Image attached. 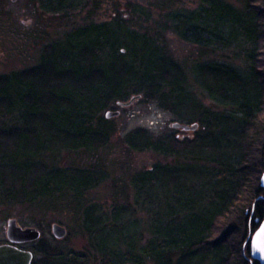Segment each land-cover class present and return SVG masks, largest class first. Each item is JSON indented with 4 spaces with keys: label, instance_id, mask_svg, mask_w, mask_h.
I'll return each instance as SVG.
<instances>
[{
    "label": "trees",
    "instance_id": "1",
    "mask_svg": "<svg viewBox=\"0 0 264 264\" xmlns=\"http://www.w3.org/2000/svg\"><path fill=\"white\" fill-rule=\"evenodd\" d=\"M237 1L242 9L202 0L199 9L168 17L186 43L250 48L245 67L219 61L195 67L197 84L224 113L203 109L187 95L186 74L156 41L115 22L75 30L77 37L69 36V50L62 49L59 62L56 43L38 67L0 75V197L33 204L57 195L81 198L96 188L103 174L51 168L42 160L57 152L104 148L111 129L101 114L141 97L178 118L188 113L186 121L193 122L181 124L194 129L176 138L155 139L146 129L127 137L131 150L177 160L132 178L142 218L133 219L125 206L110 213L96 205L85 209L84 232L95 258L100 264H250L244 246L250 229L255 233L264 221V199L259 200L264 198V0ZM39 2L46 12L48 2L62 10L68 4ZM228 29L242 34L227 41ZM68 88L77 99L63 94ZM73 170L87 180H69ZM31 252L32 264H85L44 239Z\"/></svg>",
    "mask_w": 264,
    "mask_h": 264
},
{
    "label": "rangeland",
    "instance_id": "2",
    "mask_svg": "<svg viewBox=\"0 0 264 264\" xmlns=\"http://www.w3.org/2000/svg\"><path fill=\"white\" fill-rule=\"evenodd\" d=\"M223 1L241 9L243 7L241 1ZM70 2L76 7L74 11L58 15L47 13L39 0H0V75L38 67L47 48L56 43L58 48L55 59L59 62L62 49L69 50V36H72L73 40L76 39L75 30L93 24L115 22L131 32L156 41L157 46L183 69L188 80L187 95L201 108L218 113L225 112V109L217 107L197 84L195 67L212 61L245 67V52L250 48L245 46L240 49L234 47L213 50L214 48L204 49L184 42L172 28L168 17L176 11H195L202 5V0H94L93 8L83 0ZM223 33L227 41L242 34L236 29L224 30ZM114 35L113 33L111 36ZM143 43L145 42L141 44ZM53 68L61 73V66L56 65ZM63 94L78 98L69 88ZM112 109L101 114L105 119L108 111L120 112L117 118L106 121L111 135L104 148L97 151L57 152L42 160L51 168L95 170L104 175L103 181L96 188L85 192L81 198L74 194L57 195L33 204H18L0 197V244L7 240L9 220L15 219L22 228L40 230L42 239L63 255H78L85 264H100L99 258H95L92 241L84 232L85 209L96 205L100 206L104 213H110L115 206H125L131 208L133 219L143 217L140 206L135 203L132 178L151 170L157 164L173 165L177 158L165 157L152 151L131 150L126 143L127 137L138 129H146L155 139H165L169 136L176 138L183 135L173 129L174 123L191 124L193 121H186L184 115L189 116L188 113L182 114L185 118H178L164 112L156 103L145 102L143 98L127 108L114 106ZM77 172L73 170L69 174V180H87L86 175ZM60 181L59 179L55 183L60 186L63 182ZM45 182L47 183V180ZM153 221L154 219L149 218L150 223ZM56 226L66 230L67 236L64 239L55 238ZM222 231L220 229L216 238ZM31 245H27L25 249L31 251ZM83 260L80 262L83 263Z\"/></svg>",
    "mask_w": 264,
    "mask_h": 264
},
{
    "label": "water",
    "instance_id": "3",
    "mask_svg": "<svg viewBox=\"0 0 264 264\" xmlns=\"http://www.w3.org/2000/svg\"><path fill=\"white\" fill-rule=\"evenodd\" d=\"M140 97H134L128 103H119L121 107L131 106ZM120 115L119 112H107L105 117L107 120L117 118ZM173 128L176 130L190 131L194 128L183 126L181 124H174ZM261 188L264 190V174L261 178ZM260 198L259 200H263ZM254 212L252 213V215ZM259 223V220H257ZM54 235L57 239H64L67 236V232L64 228L54 227ZM7 239L10 243L8 245L0 246V264H32L33 254L28 251L19 249L16 245H25L36 243L41 239V232L34 228H22L18 225L17 220H9L7 225ZM249 245L250 264H264V221L260 223L259 228L253 234L251 229L247 242L244 246V255H246V247Z\"/></svg>",
    "mask_w": 264,
    "mask_h": 264
},
{
    "label": "flooded vegetation",
    "instance_id": "4",
    "mask_svg": "<svg viewBox=\"0 0 264 264\" xmlns=\"http://www.w3.org/2000/svg\"><path fill=\"white\" fill-rule=\"evenodd\" d=\"M45 1H49V0H45ZM83 1H86V3H89V5H90V7L91 8H93V2H94V0H83ZM68 3V4H67ZM67 5H64V7H65V9L64 10H62V9H59L57 6H51L50 4H49V2H48V4H46L47 5V13H53V14H58V15H60L61 13H63V12H72V11H74V8H76L75 6H72V5H74V3H71V2H69L68 0H67ZM45 5V6H46ZM58 8V9H57ZM4 244H8V241L6 240L2 245H4Z\"/></svg>",
    "mask_w": 264,
    "mask_h": 264
}]
</instances>
